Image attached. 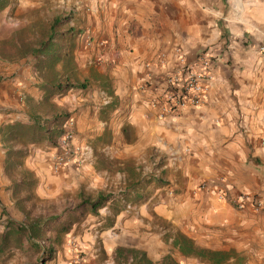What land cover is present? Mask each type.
Instances as JSON below:
<instances>
[{"label": "crops", "instance_id": "crops-1", "mask_svg": "<svg viewBox=\"0 0 264 264\" xmlns=\"http://www.w3.org/2000/svg\"><path fill=\"white\" fill-rule=\"evenodd\" d=\"M204 50L213 79L203 104L164 115V76ZM3 71L0 264H32L19 252L7 261L16 249L3 240L19 234L3 132L36 124L72 129L81 150L56 170L62 135L28 140L24 160L41 199L72 190L83 202L87 190L94 202L120 186L122 195L103 202L106 214L88 216L70 236L79 251H103L102 264H145L142 256L147 264H264V210L219 199L247 193L264 202V0H0ZM66 81L75 88L65 90ZM178 236L197 254L176 246ZM24 238L19 248L30 251Z\"/></svg>", "mask_w": 264, "mask_h": 264}, {"label": "rangeland", "instance_id": "rangeland-1", "mask_svg": "<svg viewBox=\"0 0 264 264\" xmlns=\"http://www.w3.org/2000/svg\"><path fill=\"white\" fill-rule=\"evenodd\" d=\"M0 74V79H3L2 74H4V71L0 72ZM18 131L20 133L23 131V134L18 137L19 139H17V141L12 138L13 136L9 135L8 129H5L3 132L6 144L10 149L7 172L14 183L11 197L14 204L11 211L17 216L18 225L30 227L31 224H38L43 228V231L40 233L41 235L39 238L34 240V244H32L31 248L32 250L30 249V251L29 249L24 250V248H19L20 244L17 242V239L20 238V243H23L26 235H23V237L17 235L7 236L9 238L8 241L11 242V247L16 249L14 253H9L10 256L7 261L12 260L13 257L16 256V253L19 252L22 262H24L23 257L25 256L27 262L30 261L32 264H93V261H97L100 264L105 263L108 256L103 251H98V249H96V255L95 253L89 255L87 252H81L73 245V239L70 236L74 232H81L83 224L88 216H103L108 209L105 210L104 208H100L94 213L91 210L79 208V205L82 203L80 202V196L78 192H73L72 190L66 191L62 196L49 197L47 200L41 199L36 193L37 180L35 175L30 174L24 160L25 155L28 153V149H25V144L29 140V135H26L23 129H19ZM10 142L12 143L10 144ZM41 143L43 144V141L38 144ZM116 186H118V188H115ZM119 187V185H112V187L108 186L100 197H119L122 195ZM81 194L84 196H82V200L86 199V201H90L97 198L96 192L83 190ZM149 194L150 192H148L146 196H149ZM128 209L131 212L136 211L134 207ZM70 215H79V221L73 225L70 233L59 236L56 231L49 230L50 227L58 226L60 222L67 219ZM1 225L0 223V226ZM161 225L162 229L167 231V233L176 236L175 233L177 229L175 230L172 227H168L166 224L163 225V223ZM1 230L3 229L0 227V231ZM26 240L28 241V237ZM94 255L95 258H93ZM96 256H98V259H96ZM140 260L141 258L139 257V261ZM142 261L147 264L145 259ZM165 264L171 263L166 262Z\"/></svg>", "mask_w": 264, "mask_h": 264}, {"label": "built area", "instance_id": "built-area-1", "mask_svg": "<svg viewBox=\"0 0 264 264\" xmlns=\"http://www.w3.org/2000/svg\"><path fill=\"white\" fill-rule=\"evenodd\" d=\"M213 56L210 51L204 50L198 54L194 61L181 58L178 67L164 76L166 89L162 96V113L164 115L179 116L188 106L199 107L203 104L210 81L213 79L211 68ZM72 125V122H71ZM75 135L72 129L66 130L60 140V154L55 158V169L59 170L64 165L72 162L78 154L79 148L73 146ZM224 181V180H222ZM203 187H206L204 185ZM219 199L227 200L238 210H243L248 203H252L255 211L264 210V202L247 193L230 197L222 192Z\"/></svg>", "mask_w": 264, "mask_h": 264}, {"label": "trees", "instance_id": "trees-1", "mask_svg": "<svg viewBox=\"0 0 264 264\" xmlns=\"http://www.w3.org/2000/svg\"><path fill=\"white\" fill-rule=\"evenodd\" d=\"M70 33H72V32H70ZM74 35H76V33ZM80 87L85 88L86 84H83ZM71 88H75V85H73L69 81H66L64 83V89L67 90V89H71ZM68 118H69L68 115H62L59 117V121L56 120V122L58 121L60 124V121L64 122ZM59 124H56V125L60 126L61 124L60 125ZM45 127L46 126H42L40 124L39 125L36 124L33 126L16 125V126L10 127L9 128L10 130H8L9 131L8 133L17 134V136L19 137L20 135L23 134V131L20 133L18 130L23 129L25 131V134L29 135V140H31L32 143H37V144L40 143L41 141H44L45 139H49L52 141L53 136L55 134L59 135V136L63 134V132L58 130V129L56 130V132H53L51 130H47ZM52 142L54 143V141H52ZM108 198L109 197H107V198L100 197L97 201H94V202L84 200L79 205V208H81L83 210H91L95 213L100 208L103 207L102 206L103 202L106 201ZM78 216L70 215V216H68L67 219L60 222L58 224V226L50 227L49 230L50 231H56L59 236L60 235H66V234L70 233L73 225L79 221ZM11 227H13V229L16 230V232H18L20 237H23V235H27L28 239L32 241V244H34V240L39 238V236L41 235L40 233L43 231V228L38 224H31L30 227H26L24 225H18L17 223H11ZM8 239L9 238L7 237L6 239L3 240V242L6 243V245L8 244ZM17 242H19V243L21 242L20 238L17 239ZM175 245L176 246L180 245V248L182 249V251H184L188 254H197V251L195 250L193 244L190 243V241H188L186 238H184L182 236H178V239L176 240ZM206 254H208L210 260L216 259V257H218L217 253L203 252V256H205ZM131 255H133L134 258L137 257L136 256L137 254H135V253H133ZM142 257H143L142 260H144L145 259L144 256H142Z\"/></svg>", "mask_w": 264, "mask_h": 264}]
</instances>
